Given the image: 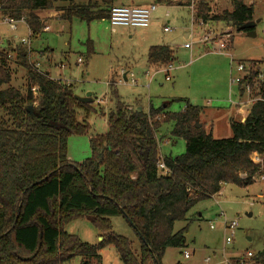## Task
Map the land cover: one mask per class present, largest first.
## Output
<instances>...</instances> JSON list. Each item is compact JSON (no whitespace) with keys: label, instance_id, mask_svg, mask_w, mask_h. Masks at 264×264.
Returning <instances> with one entry per match:
<instances>
[{"label":"trees","instance_id":"trees-1","mask_svg":"<svg viewBox=\"0 0 264 264\" xmlns=\"http://www.w3.org/2000/svg\"><path fill=\"white\" fill-rule=\"evenodd\" d=\"M117 1L0 0V15L24 20L34 38L44 29L40 12L52 10L61 22L77 19L88 24L108 20ZM244 1L231 0V10L216 13L199 0L194 18L247 33L243 27L253 21L254 8ZM157 3L170 6L173 0ZM13 52V62L26 73L21 87L11 86L8 57ZM174 53L167 46H153L147 51V65H172ZM29 59L24 48H0V264H68L75 259L79 264H102L100 253L108 247L116 250L122 264H162L168 248H185L188 215L197 204L225 184L248 187L264 176V81L256 80L262 70L258 62H241L247 69L242 83L254 94L257 90L255 96L262 101L249 106L241 120L229 118L231 138L214 139L211 131L196 127L202 108L187 100L179 113L167 111L173 101L144 113L122 101L112 78L113 108L104 113L93 103L78 102L72 85L49 79ZM238 91L243 97V89ZM91 115L106 117L107 132L89 136V157L71 162L68 139L89 134L86 120ZM163 124H172V138L184 140L183 154L159 156L157 134ZM160 161L166 175L157 168ZM116 217L135 233L138 251L113 230L111 220ZM84 219L101 241L92 245L65 231ZM177 222L186 226L174 232ZM249 263L264 264V254Z\"/></svg>","mask_w":264,"mask_h":264},{"label":"rangeland","instance_id":"rangeland-1","mask_svg":"<svg viewBox=\"0 0 264 264\" xmlns=\"http://www.w3.org/2000/svg\"><path fill=\"white\" fill-rule=\"evenodd\" d=\"M129 1H123V5L130 6ZM182 1L185 4L188 2ZM198 1L189 0L188 9L169 8L154 3L157 10L152 15L149 28L139 29L135 33L122 27L113 29L107 19L88 24L77 19H73L70 24L56 19L48 22V18L39 16L42 15L40 12L38 16L44 22L43 28L49 27V31L42 30L36 39H33L28 37L29 30L23 22L16 24V31H10L8 26L0 23V48L6 51L24 48L27 51V48L19 44V40L28 39L31 49L29 60L40 64V72H44L45 63L53 67L63 62L62 55L67 54V61L63 62L66 66L62 67L60 64V70L50 69V77L71 84L75 96L84 97L91 93L92 99L102 98L97 102V106L104 113L113 108L111 102L106 103L110 101L108 82L111 77L115 81L116 78L119 79L121 71L125 70L128 80L116 84L115 90L127 106L138 105L141 111L147 113L150 107L158 109L163 107L164 102L174 100L167 111L179 113L183 111L187 100L190 104L193 102L204 109V116H200L199 125L205 127L206 132L211 128L214 139H228L232 137L229 118L241 120L248 108V104H240L239 112L235 116V104L247 101L246 96L239 97L237 86L231 82V79L237 76L238 62H258L264 80V0L244 1L254 8V37H248L247 33L242 31L228 29L224 23L202 24L196 21L194 8ZM205 1L216 13L231 10V0ZM44 12L54 13L52 10ZM164 26L170 28L168 33H163ZM187 32L189 36H186ZM145 35L152 36L155 41L170 42L172 49L176 51L177 61L169 72L170 81L165 80L166 67L157 68L160 70L155 71L147 70L144 65L147 49L143 40ZM198 36H209L212 40L198 44L195 42ZM225 39L229 42L228 51H214L215 45ZM185 44L191 48L184 49ZM9 55V65L13 73L11 86H24L25 70L13 62L15 52ZM44 58L46 61H43ZM78 59L81 64L77 63ZM130 75L136 83L130 81ZM81 119L82 115L79 114L78 120ZM86 121L91 127L89 134L71 136L68 139V155L75 163L89 157V136L103 135L107 131L106 117L103 119L91 115ZM171 130L172 124H163L157 134L161 158L179 156L185 151L184 140L172 138ZM260 194H264L262 179L248 187L223 185L219 198L204 200L191 210L188 215L190 221L184 234L185 248H168L162 258V264H224V260L241 259L247 257V253L253 258L264 254V195L259 196ZM221 213L223 216H220ZM111 222L113 230L129 239L134 250L138 251L139 241L126 221L116 217ZM225 222L237 224L230 244H225L226 237L231 234L230 230L224 228ZM185 226L186 222L175 223L174 232ZM65 231L78 236L86 243H97L98 232L89 220H77L69 224ZM185 251L190 252L188 259L183 257ZM101 257L102 264H122L116 250L111 247L102 250ZM206 258H209L208 263L204 262ZM68 264H79V260L75 259Z\"/></svg>","mask_w":264,"mask_h":264},{"label":"built area","instance_id":"built-area-1","mask_svg":"<svg viewBox=\"0 0 264 264\" xmlns=\"http://www.w3.org/2000/svg\"><path fill=\"white\" fill-rule=\"evenodd\" d=\"M156 10H157V6L155 4H150L147 6H114L109 11L108 22L113 29H115L117 27L133 29V30H135V29H147V28H149V26L151 24L152 15ZM19 22L25 23L24 20L16 21V20H14L8 16L0 15V23L8 26L10 31H16V29H17L16 24ZM44 29L47 30L48 28H44ZM163 31L169 32L170 28L164 27ZM30 36L31 35H30V31H29L28 37H30ZM211 40H212V38L209 36H203L202 38H200L198 36L195 39V42L198 44H204V43L210 42ZM228 43L229 42L225 39L224 41L218 42L215 45L216 48H213V49H214V51L220 52V53H222L224 51H228V46H227ZM19 44L21 46H24L25 48H27V52H28V54H30L31 49L29 48V40L28 39L23 38V39L19 40ZM208 45H210V44L208 43ZM184 48L190 49L191 47H190V45L185 44ZM77 63L81 64L82 62L80 59H78ZM33 65H34V68L40 72V70H39L40 64L34 62ZM164 70L166 71V73L170 72L172 70V65L167 66ZM236 71H237V76L233 77L231 79V82L233 84H235L237 86V88L240 87L241 89H243V91H244L243 96H246V98H247L246 103H242V101H239L238 104H236V105L248 104L249 106H251L258 101H262L261 97L255 96V94L257 93V90L255 91V94H254L252 91L253 89H251V87L249 85H247L246 83H242V81L245 80V78H246L245 75L247 76V69H246L245 65L241 62H238L237 67H236ZM129 79L132 83H136V81L133 79L132 75H130ZM166 80L169 81V77H167ZM256 80L259 82H263L264 81L263 80V73H258ZM256 86H257V84H255V87ZM31 91L33 93H35L37 91V88L33 87L31 89ZM255 160H256V162L261 163L260 157H256ZM157 168H158L159 172L163 175H166L168 172V170L165 168L162 161H160L157 164ZM259 179L264 180V176H261L258 179H255V181H258ZM220 216H223V214L221 213ZM236 227H237V224L235 222H231V223L225 222L224 223V228L231 231V234L228 237H226V239H225V244H230L232 242L231 239L233 236V231ZM210 228L212 229V227H210ZM246 256L247 257L237 259L238 261L236 264H251V263H249V261L253 258V256L250 253H247ZM188 257H189V254L185 252L184 258H188ZM227 264H231L230 261Z\"/></svg>","mask_w":264,"mask_h":264},{"label":"crops","instance_id":"crops-1","mask_svg":"<svg viewBox=\"0 0 264 264\" xmlns=\"http://www.w3.org/2000/svg\"><path fill=\"white\" fill-rule=\"evenodd\" d=\"M123 1H125V0H118L117 1V6H124L123 4ZM129 0H126V2H128ZM129 2H131L130 4V6H147V5H150V4H156L157 3V0H150V1H145V2H137V1H134V0H130ZM135 2V3H134ZM158 4V3H157ZM158 5H160V6H165V7H169V8H173V7H176V8H184V9H188V5L187 4H185L182 0H173V3L170 5V6H168V5H165V4H158ZM40 17H45V18H48V22L50 21V20H52V19H56V20H58V21H60L59 20V16H58V13L57 12H55L54 11V13H47V12H42V15H39ZM166 18H167V15L165 16ZM50 18V19H49ZM61 22V21H60ZM167 22H169V21H167ZM165 27V26H164ZM164 27H163V29H164ZM227 27H228V29L229 28H231V27H229V25H227ZM46 28H48L47 30H43L44 32H47V31H49V27H46ZM126 29V28H125ZM163 29H162V31H163ZM128 30H130L131 32H133V33H135V32H138L139 31V29L138 30H131V29H128ZM145 30V29H144ZM115 31V30H114ZM191 32H192V30H191ZM193 32H196V33H200L199 31H196V30H193ZM130 33V32H129ZM163 33H168V32H164L163 31ZM130 37H132L131 36V34H128ZM190 34H189V32H187L186 33V36H189ZM14 39H16V37L14 36ZM33 39H36V37H34ZM143 40L146 42V53H145V56H144V65L145 66H147V70H155V71H158V70H160V69H153V68H149L148 67V65H147V61H146V55H147V51H148V49L149 48H151V47H153V46H167V47H169V48H172V45L170 44V42H168V41H155L156 39L155 38H153L152 36H148V35H145L144 37H143ZM184 48V47H183ZM185 49V48H184ZM174 55H175V61L174 62H176L177 61V56H176V51L174 50ZM49 56L51 57V55L49 54ZM67 57H68V55L67 54H63L62 55V58H63V62H66L67 61ZM51 59L53 60V58L51 57ZM43 61H46V58H44V60ZM42 61V62H43ZM54 61V60H53ZM63 62H59V63H57V64H55V66H53V67H51V66H47V64L45 63L44 65H43V70H44V72H42V73H45L47 76H48V78L49 79H51V80H55V79H52L51 77H50V69H52V68H54V69H57V70H60L63 66H66ZM60 64H62L61 66L62 67H58ZM173 64L174 63H172V69H173ZM147 72H149V71H147ZM116 75V74H115ZM167 77H169V72L168 73H166V78ZM113 77H111V79H112ZM127 79H128V74H127V72L125 71V70H122L121 71V74L119 75V79H117L116 78V81L114 80V78H113V81L115 82V86H116V84H120L121 82L122 83H124V82H126L127 81ZM166 80V79H165ZM171 80V78L169 77V81ZM55 81H61L62 82V80H55ZM167 81V80H166ZM111 82V81H110ZM110 82H108V88H109V85H110ZM67 83V82H66ZM71 85V84H70ZM91 94V93H90ZM92 97H93V95L91 94L90 95V98L92 99ZM102 99V98H101ZM101 99H98V98H95V99H92V102H93V105H95V106H97V102L99 101V100H101ZM103 100H105V98L103 99ZM106 101V100H105ZM174 101V100H173ZM110 101H106V103H109ZM168 102H172V101H166V102H164L163 103V105L165 104V103H168ZM192 104H193V102H191ZM238 104V103H237ZM194 105V104H193ZM240 105V104H239ZM239 105H236L235 104V109H236V112H235V116H236V114H238V112H239V109H240V106ZM98 107V106H97ZM128 107L129 108H135V109H138V110H142L138 105H135V106H132V107H130L129 105H128ZM248 108H249V105L247 106ZM248 108H246V110L248 109ZM109 109H111V108H109ZM108 109V110H109ZM246 110H245V112H246ZM244 112V113H245ZM244 115V114H243ZM95 116H97V117H101V118H103V119H105V117H102V116H100V115H95ZM201 116L203 117L204 116V109H202V114H201ZM201 117V118H202ZM87 122V121H86ZM203 124V123H202ZM89 125V124H88ZM106 125H107V121H106ZM90 126V125H89ZM204 129H205V127H204ZM90 131H91V127H90ZM210 131H211V128H210ZM107 132V131H106ZM105 132V133H106ZM207 132H209V131H207ZM90 136H92V135H90ZM88 140H89V138H88ZM68 160L69 161H71V162H74L73 160H71V158L69 157V155H68ZM75 163V162H74ZM220 194H221V190H220V192L219 193H217L216 195H214L213 197H211V198H219L220 197ZM262 195H264V194H260L259 196H262ZM210 198V199H211ZM217 203H218V201H216ZM113 220V219H112ZM96 238H97V243L99 242V241H101V238L99 237V235L97 234L96 235ZM96 244V243H95ZM186 253H188L189 254V257H190V252H188V251H185ZM185 252H183V257H184V253ZM100 256H101V253H100ZM188 257V258H189ZM188 258H184V259H188ZM234 260L235 259H238V258H233ZM233 259H228V260H224V264H227L230 260H233ZM101 261H102V257H101ZM204 262L205 263H208L209 262V258H206L205 260H204Z\"/></svg>","mask_w":264,"mask_h":264},{"label":"water","instance_id":"water-1","mask_svg":"<svg viewBox=\"0 0 264 264\" xmlns=\"http://www.w3.org/2000/svg\"><path fill=\"white\" fill-rule=\"evenodd\" d=\"M255 23H256V22H250V23L246 24V25L243 27L244 29H248V30H249V31L247 32V36H248V37H254V36H255V33H254V31L252 30V29L254 28ZM90 95H91L90 93H87L84 97H78V96H74V97H75V99H76L78 102H80V103H82V104H91V103H93V102H92V99L90 98ZM191 104H192V103H191ZM27 110L30 111V108H28ZM196 127L199 128L200 125L197 123V124H196ZM253 264H255V263H253Z\"/></svg>","mask_w":264,"mask_h":264}]
</instances>
